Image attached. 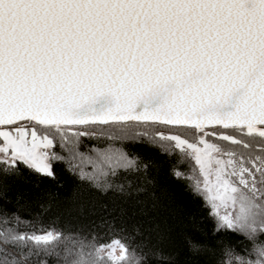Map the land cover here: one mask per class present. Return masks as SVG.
Segmentation results:
<instances>
[{
    "label": "snow or ice",
    "instance_id": "snow-or-ice-1",
    "mask_svg": "<svg viewBox=\"0 0 264 264\" xmlns=\"http://www.w3.org/2000/svg\"><path fill=\"white\" fill-rule=\"evenodd\" d=\"M137 144L167 157L214 233L264 234V0H0V178L63 164L130 194L127 177L155 166ZM101 227L0 212V264L167 259L138 226ZM253 253L226 249V264H264Z\"/></svg>",
    "mask_w": 264,
    "mask_h": 264
},
{
    "label": "trees",
    "instance_id": "trees-1",
    "mask_svg": "<svg viewBox=\"0 0 264 264\" xmlns=\"http://www.w3.org/2000/svg\"><path fill=\"white\" fill-rule=\"evenodd\" d=\"M117 146L131 148L132 143L122 141ZM135 148L145 160L154 158L155 166L127 177L132 181L130 194L92 189L63 164L55 166V179L38 176L21 166L20 175L0 178V212H16L23 219L39 215L45 223L54 221L66 233L83 235L103 232L105 221H115L117 228L126 226L129 233L138 226L151 251L167 257L150 259V264H226V249L255 258L253 249L264 245V234L248 238L243 233H214V222L202 202L185 182L170 176L167 157L146 144ZM137 188L144 190L136 192ZM74 190H78L75 199L71 196ZM190 238L200 245L197 251L190 248ZM50 264H54V258H50Z\"/></svg>",
    "mask_w": 264,
    "mask_h": 264
}]
</instances>
